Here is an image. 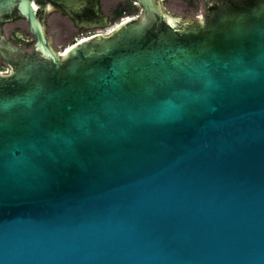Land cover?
Returning a JSON list of instances; mask_svg holds the SVG:
<instances>
[{
  "label": "water",
  "instance_id": "95a60500",
  "mask_svg": "<svg viewBox=\"0 0 264 264\" xmlns=\"http://www.w3.org/2000/svg\"><path fill=\"white\" fill-rule=\"evenodd\" d=\"M130 1L0 0V264H264V0Z\"/></svg>",
  "mask_w": 264,
  "mask_h": 264
},
{
  "label": "rangeland",
  "instance_id": "374dc122",
  "mask_svg": "<svg viewBox=\"0 0 264 264\" xmlns=\"http://www.w3.org/2000/svg\"><path fill=\"white\" fill-rule=\"evenodd\" d=\"M171 1L173 2L166 3L169 9L175 14L184 16L196 14L200 16L204 12V8L201 3L199 4V8L197 9L188 5L185 1L182 0ZM101 7L103 14L112 19V25H116L122 20L124 11L129 13L127 17L137 16L139 15L140 11L139 8L130 0H101ZM120 13H122V16H119ZM47 27L49 35L51 36V34H53L51 37L53 38L54 47L59 52H61L62 50H66L69 46H74L77 39H80L81 37L89 34V32L78 31L67 17H63L60 14L50 15L47 19ZM3 29V33L14 44L22 47L24 50H31L34 39L29 34L25 21L20 19L10 23H6L3 26ZM107 33L105 32L104 35H107ZM6 68L7 67L0 60V71H4Z\"/></svg>",
  "mask_w": 264,
  "mask_h": 264
},
{
  "label": "flooded vegetation",
  "instance_id": "af4514ba",
  "mask_svg": "<svg viewBox=\"0 0 264 264\" xmlns=\"http://www.w3.org/2000/svg\"><path fill=\"white\" fill-rule=\"evenodd\" d=\"M182 1H185L188 5H190V6L194 7V8H197V9L199 8V4L201 3V4L203 5V8H204V4H203L202 0H182ZM165 4H166V7L169 9V7H168L166 1H165ZM99 6H100V12H101L102 16H104V17H106V18L108 19V24L111 26L112 23H113V22H112V19H111L110 17L105 16V15L103 14V12H102V7H101V0H99ZM139 10H140V9H139ZM169 10H170V9H169ZM170 11H171V10H170ZM171 12H172V11H171ZM123 14H127V15H128V12L124 11ZM182 16H184V15H182ZM185 16H194V17H196V16H198V15L193 14V15H185Z\"/></svg>",
  "mask_w": 264,
  "mask_h": 264
},
{
  "label": "trees",
  "instance_id": "16d2710c",
  "mask_svg": "<svg viewBox=\"0 0 264 264\" xmlns=\"http://www.w3.org/2000/svg\"><path fill=\"white\" fill-rule=\"evenodd\" d=\"M123 13H124V12H123ZM128 14H129V13H128ZM119 16H122V13H120ZM136 17H137V16H132V17H129L128 19H135ZM128 19H127V20H128ZM124 22H125V21H124ZM121 24H123V22H119V23H117L116 25H111L110 27L106 28V29L103 30V31L100 30V31H98V32H96V33H89V34H87L86 36H83V37H81V38L88 37V36H93V37H95V36H97V35H104L105 32L107 33V32H109L112 28L116 27L117 25H121ZM81 38L78 39V41L81 40ZM76 43H77V41H76ZM69 47H71V46H69ZM69 47H68V48H69ZM68 48H67V49H68ZM67 49L61 51L62 55L66 53ZM64 51H65V53H64Z\"/></svg>",
  "mask_w": 264,
  "mask_h": 264
},
{
  "label": "bare ground",
  "instance_id": "6f19581e",
  "mask_svg": "<svg viewBox=\"0 0 264 264\" xmlns=\"http://www.w3.org/2000/svg\"><path fill=\"white\" fill-rule=\"evenodd\" d=\"M134 5L137 6V4H134ZM131 20H133V19H128V20H126V21L123 22V23L129 22V21H131ZM118 26H119V25H117L116 27L112 28V29L107 33V35L111 34V33H112V32H113ZM107 35H103V36H107ZM97 36H99V35H97ZM92 37H93V36H88V37L81 38V40L77 41V43H76L75 45H77V44H79V43H82V42H84V41H87V40H89V39L92 38ZM95 37H96V36H95ZM75 45H74V46H75ZM74 46H72V47H74ZM72 47H69V48L67 49L66 53H67ZM66 53H65V54H66ZM65 54H63V55H65Z\"/></svg>",
  "mask_w": 264,
  "mask_h": 264
},
{
  "label": "built area",
  "instance_id": "2783aa9c",
  "mask_svg": "<svg viewBox=\"0 0 264 264\" xmlns=\"http://www.w3.org/2000/svg\"><path fill=\"white\" fill-rule=\"evenodd\" d=\"M137 16H138V15H137ZM128 18H129V17H127V14H124V16H123V18H122V20H121L120 22H124V21H126ZM95 33H96V32H95ZM76 41H78V39H77ZM59 53H60V55H62L61 52H59ZM8 73H9V71H8L7 68H6L4 71H0V74H3V75L8 74Z\"/></svg>",
  "mask_w": 264,
  "mask_h": 264
}]
</instances>
